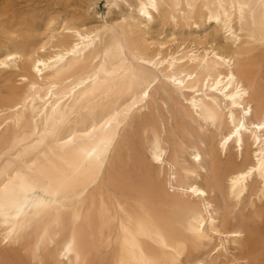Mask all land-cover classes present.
Instances as JSON below:
<instances>
[{
    "label": "bare ground",
    "instance_id": "obj_1",
    "mask_svg": "<svg viewBox=\"0 0 264 264\" xmlns=\"http://www.w3.org/2000/svg\"><path fill=\"white\" fill-rule=\"evenodd\" d=\"M106 1L0 27V264H264V0Z\"/></svg>",
    "mask_w": 264,
    "mask_h": 264
},
{
    "label": "rangeland",
    "instance_id": "obj_2",
    "mask_svg": "<svg viewBox=\"0 0 264 264\" xmlns=\"http://www.w3.org/2000/svg\"><path fill=\"white\" fill-rule=\"evenodd\" d=\"M89 1L91 0H0V27L14 26L21 29L26 26L30 16L38 17L45 14L85 23H91L94 14H99L102 18L107 17L109 10L106 0H94L96 5L92 10L86 7ZM154 31L158 32L160 28L155 27ZM164 31L167 34L168 27Z\"/></svg>",
    "mask_w": 264,
    "mask_h": 264
},
{
    "label": "snow or ice",
    "instance_id": "obj_3",
    "mask_svg": "<svg viewBox=\"0 0 264 264\" xmlns=\"http://www.w3.org/2000/svg\"><path fill=\"white\" fill-rule=\"evenodd\" d=\"M9 59H11V57ZM144 62L147 63V61H144ZM224 62L225 63H228V61H224ZM229 79L231 80L232 77L230 76ZM148 94H149L148 92H145L144 93L145 97H147ZM237 94L238 95H243L244 93L240 89H237ZM232 99H233V102L235 103V97H233ZM243 126H244L243 125V122H241V127H243ZM256 126L264 129V124H258ZM237 132H239V129H237ZM234 135H235V133H234ZM107 144H108V141H103L101 148L94 149L93 152L87 153L86 156L88 158H90V160L95 161V163L99 164L100 159H101L100 153L102 152V150L104 148L107 147ZM197 158H199V157H197ZM71 179H72L71 177H67L66 176L65 179L60 182V186L57 187L54 190V192H53V196L55 197V200L48 201V202L41 201V203L44 204V203H54V202H57V201H59V198L61 196H69V197H71L72 200H73V203H74L75 202V197H76V194H77V191L78 190H73L72 189V187H71Z\"/></svg>",
    "mask_w": 264,
    "mask_h": 264
}]
</instances>
